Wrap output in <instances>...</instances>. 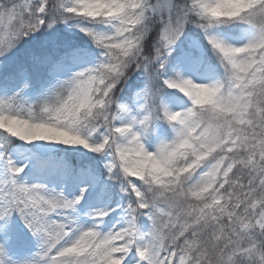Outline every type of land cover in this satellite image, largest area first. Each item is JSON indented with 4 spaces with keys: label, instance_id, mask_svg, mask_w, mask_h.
<instances>
[{
    "label": "snow or ice",
    "instance_id": "obj_1",
    "mask_svg": "<svg viewBox=\"0 0 264 264\" xmlns=\"http://www.w3.org/2000/svg\"><path fill=\"white\" fill-rule=\"evenodd\" d=\"M0 264H264V0H0Z\"/></svg>",
    "mask_w": 264,
    "mask_h": 264
}]
</instances>
